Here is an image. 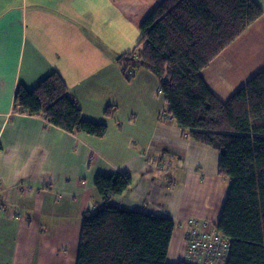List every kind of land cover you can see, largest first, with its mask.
I'll list each match as a JSON object with an SVG mask.
<instances>
[{
    "label": "crops",
    "instance_id": "1",
    "mask_svg": "<svg viewBox=\"0 0 264 264\" xmlns=\"http://www.w3.org/2000/svg\"><path fill=\"white\" fill-rule=\"evenodd\" d=\"M110 1L0 0V264H77L83 215L101 202V173L131 175L114 203L175 220L169 264L185 256L189 218L217 227L231 185L219 173V150L169 118L154 74L141 68L128 78L109 36L80 29L82 17L99 28ZM255 1L264 11V0ZM263 68L264 12L201 73L226 100ZM56 71L84 116L107 124L105 135L74 134L16 109L20 86L33 89ZM120 84L134 97L148 91L152 102L127 101Z\"/></svg>",
    "mask_w": 264,
    "mask_h": 264
},
{
    "label": "trees",
    "instance_id": "2",
    "mask_svg": "<svg viewBox=\"0 0 264 264\" xmlns=\"http://www.w3.org/2000/svg\"><path fill=\"white\" fill-rule=\"evenodd\" d=\"M263 12L255 0H161L119 56L128 78L141 68L157 77L166 113L187 137L219 150V173L231 179L216 227L230 241L226 264H264V68L226 100L201 71ZM15 107L74 134L107 132L84 116L57 71L33 89L20 86ZM130 184L129 172L96 176L101 202L83 215L77 264H169L176 222L114 203Z\"/></svg>",
    "mask_w": 264,
    "mask_h": 264
},
{
    "label": "rangeland",
    "instance_id": "3",
    "mask_svg": "<svg viewBox=\"0 0 264 264\" xmlns=\"http://www.w3.org/2000/svg\"><path fill=\"white\" fill-rule=\"evenodd\" d=\"M157 1L159 0H113V5L109 10V6L112 3V0H111L110 5L107 6L106 4L104 7L105 15H107L106 21L104 18L100 17L99 14L97 15V18L95 16V13L89 14L90 16H93L94 18H96V21L100 25L99 28H95L93 26L91 27V25L87 23V21L90 20V18H87V17L83 23V17H82L80 29L81 31H85V32L88 30L94 29L95 31L102 32L103 36L108 35L109 36L108 38L111 44L110 49H112L113 55H117V57H119L122 53L133 49V47L136 45V43L141 37L140 24L142 23L146 15H148L154 9V8L147 9L145 7H141V5L146 6V4H148L149 2H157ZM104 21H105V24H104ZM123 25L125 27V30H123ZM127 25H128V29L130 28L131 25L133 27L131 35H130L131 43H129L128 45L122 46L126 40L124 36H126L125 32L128 30ZM120 49L122 50L121 52H119ZM115 84L116 83L113 81V86H115ZM127 84H120V88L122 89ZM124 90L128 92L127 101L129 102H132L135 100L136 101L143 100L145 103L152 102L151 96L148 93V91L146 92L139 91L141 94H139V96L134 97L133 95L130 94V87H128V85L126 86ZM158 91H159V86L157 82L156 87H155V94L159 96V99L161 101H163L162 100L163 97L160 93H158Z\"/></svg>",
    "mask_w": 264,
    "mask_h": 264
},
{
    "label": "built area",
    "instance_id": "4",
    "mask_svg": "<svg viewBox=\"0 0 264 264\" xmlns=\"http://www.w3.org/2000/svg\"><path fill=\"white\" fill-rule=\"evenodd\" d=\"M187 264H226L229 239L216 228H208L206 221L189 218L187 221Z\"/></svg>",
    "mask_w": 264,
    "mask_h": 264
}]
</instances>
